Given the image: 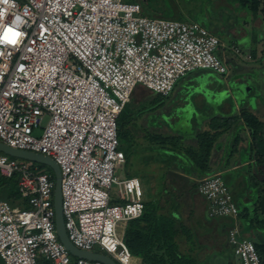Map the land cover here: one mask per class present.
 <instances>
[{
    "label": "built area",
    "instance_id": "2783aa9c",
    "mask_svg": "<svg viewBox=\"0 0 264 264\" xmlns=\"http://www.w3.org/2000/svg\"><path fill=\"white\" fill-rule=\"evenodd\" d=\"M223 48L200 24L143 16L138 3L0 0V143L58 165L64 229L76 249L143 264L124 241L128 224L143 214L144 197L137 178L114 176L125 161L118 118L137 86L167 98L195 71L227 75L217 55ZM0 175H17L29 207L0 200L4 264H102L73 257L60 242L49 174L0 153ZM113 186L118 204L111 203ZM197 193L209 219L232 221L227 241L241 264H263L240 234L239 210L222 178H202Z\"/></svg>",
    "mask_w": 264,
    "mask_h": 264
},
{
    "label": "crops",
    "instance_id": "0c3cea01",
    "mask_svg": "<svg viewBox=\"0 0 264 264\" xmlns=\"http://www.w3.org/2000/svg\"><path fill=\"white\" fill-rule=\"evenodd\" d=\"M247 20L250 22V31H245L243 27L240 31H245V36L235 39L232 36L235 41H242L248 35L252 36L253 27L260 31L264 30L262 22L255 25L260 17L255 21L251 18ZM231 30H234L235 34L240 32L236 29ZM257 37L264 41V36L258 34ZM195 72L197 74L194 78L197 80L212 74L214 78L209 77V79H213L214 82L222 81V76L211 71ZM180 80L174 89L177 88ZM190 83L185 85L186 89L181 87V90L185 91L183 99L177 101L170 99L173 91L169 97L162 99L160 103L164 104L165 109L162 113L129 111V122L126 126L130 130L128 135L130 146L126 152V164H135V167L141 169L140 174L137 175L149 179L152 195L144 199V202L152 203L155 216L168 219L173 226L171 248L169 242L164 241L165 238L169 239L168 229L160 232L145 228L140 238L134 237L133 231L127 247L135 263L145 264L143 258L149 257L152 260L162 259L164 263H172L175 261L173 259L177 258L179 264H236L232 248L227 241V232L232 226V221L227 218L209 219L206 215L207 203L197 193L198 182L214 174H218L228 186L239 213L244 211L237 220L241 236L258 246H264V226L256 224L255 216L262 222L264 217L258 211L253 212L248 204L252 198L264 192L261 190L264 186V165L255 153L249 130L236 119L229 131L217 134L214 141H211L206 159H200L197 154V152L201 153L204 147L201 139H206L219 131L217 129L219 119L236 118L240 110L245 109L254 114L264 125V112L260 109L256 112V107L250 109L249 105L243 104L244 102L241 104L235 99H230L232 102L230 105L224 104V101H219L220 99H203V93L193 94L192 97L195 99H185L192 94L189 89L193 90L198 86V84L192 86ZM148 92L138 90L136 101H144L145 96L147 98L156 96ZM133 97L134 94L131 99ZM153 100L147 99L146 104H154ZM206 100L210 102L207 103ZM189 105H191V113L182 118L181 114H184L183 111ZM164 118L171 126L182 118L190 125V129L182 132L181 129L176 130L172 126L174 129L169 130L164 127ZM160 136L167 140L168 145L161 147ZM191 151L195 152L196 156L188 154ZM135 156L139 159H134ZM187 183H192L194 186L190 184L188 186ZM136 223L134 226H137ZM144 227V223L140 222L139 228Z\"/></svg>",
    "mask_w": 264,
    "mask_h": 264
},
{
    "label": "rangeland",
    "instance_id": "374dc122",
    "mask_svg": "<svg viewBox=\"0 0 264 264\" xmlns=\"http://www.w3.org/2000/svg\"><path fill=\"white\" fill-rule=\"evenodd\" d=\"M175 1L179 5V7L182 8L181 10L183 11L185 10V6L186 9H188L189 11H192L195 8V12H197L198 18H200V15L203 14L205 11L207 12L206 13L207 15L211 16L210 11H213V13L218 14L217 16L220 15L224 16L226 20L229 17H231L230 19H234L232 17L233 15L231 11L229 12V10L227 11L225 10L223 12L224 15L221 12L222 7L227 9L232 8L233 6L232 0H175ZM121 2L136 3V0H121ZM160 6L161 5L158 2L152 3L153 9L149 8V10L152 11L151 12L152 17L150 18L160 17L159 13H157V11L160 9L159 8ZM205 7L212 10L208 11ZM247 9L249 10L248 6ZM257 16L260 17V20H258L255 25L257 26L259 22H262L264 24V0H259V8H258ZM191 22L194 21L192 20ZM241 24L244 27L245 31L247 32L250 31L251 26L249 20L246 21L243 20L241 21ZM245 31H240L239 34H235L234 30H230V33L235 39L236 37H244ZM243 39L244 40L242 41L231 42L230 43L231 45L229 46V50L227 49L228 48L227 45L224 44L225 50L217 53L219 58L223 56L222 58L225 59L228 65L227 75L221 77L224 83L222 81L214 82L213 79H209V77L214 78L212 74H207L205 75V77L202 76L201 79L197 80L196 78H194V75L197 74L195 72L185 76L184 79L180 80V82L177 85V88L173 90L170 99H175L176 101L183 99L185 96V91L184 89L181 90V87L185 88V85L191 82L190 84H192V86L195 84H198V86L195 87L193 90L189 89V92H192V94L186 96L185 99H195V97H192L193 94L203 93L202 94L203 99H220L219 101H224V104L226 103L228 105L232 104L230 99H235L237 102L241 104L244 102L243 104L249 105L250 109L256 107L257 108L256 112H258L259 109L264 112V60H260L264 55V41L263 39L256 37V42L252 43L253 41L251 35H248ZM235 49H237L240 52L239 55L237 56L239 58H237L236 55L233 54L234 52H236ZM251 52L255 55L254 60L253 58L250 59L247 58L249 56L251 57ZM138 90L148 92L146 91V89H142L141 86L136 87L135 91L133 92L134 100L129 105L130 112L140 113L146 111L151 114H158L165 111V109L163 108L164 104L160 103L163 98H158L157 96H153L151 98H145L144 101L137 102L136 100L138 97L136 95H138ZM147 99H154L153 100L155 101L154 104L152 105L146 104ZM206 101L207 103L210 102L209 100ZM150 106L152 107L151 109ZM190 109H191V105L187 106L183 111L184 114H181L182 115L181 117L184 118L185 116H188V114L191 113ZM182 118L172 126H174L176 130L181 129L183 132L189 130L190 125L186 124ZM47 121H48V117L45 116L43 118V121L41 122L40 129L34 132L35 137H39L41 135L42 129L46 126ZM163 121L165 122L164 127H167L169 130L174 129L172 128L171 124L168 123L166 118H164ZM128 132H130V130H128ZM125 140H126L125 138L122 139L121 149L124 152H127L130 143L128 137L127 140L126 141ZM262 140L264 141V135L262 136ZM134 159H139V157L135 156ZM29 164L39 165L37 163H31V162H29ZM42 171L49 175L53 174L51 169L46 166L42 167ZM140 171L141 169L135 167V164L133 163L122 164L116 169L114 176L119 180L133 178L136 176V178H138V180L140 181L143 197L144 199H146L148 198V196L152 195L151 194L152 188L150 189L151 184L149 183L148 178L142 175H137L140 174L139 173ZM110 192L112 197L111 203L118 204L119 202L117 201L116 198V188L113 186ZM0 200H4L3 196H0ZM239 203L241 204V202ZM263 223H264V219H263ZM263 243H264V239H263ZM260 254L264 258V246L260 247ZM235 261L236 264H241L240 260L237 257H235ZM0 264H4L1 259H0Z\"/></svg>",
    "mask_w": 264,
    "mask_h": 264
},
{
    "label": "trees",
    "instance_id": "16d2710c",
    "mask_svg": "<svg viewBox=\"0 0 264 264\" xmlns=\"http://www.w3.org/2000/svg\"><path fill=\"white\" fill-rule=\"evenodd\" d=\"M154 2H158L161 5L159 7L160 9L157 11V13H159V16H160L159 18L164 17V19H169V20H174V21H179V22H183V21L191 22L193 20L194 22L206 28L212 35L216 36L219 39V41L222 43L223 47L225 46L224 44H226L228 47L226 48L228 50H229V46L231 45L230 43L235 41L232 38L230 30L231 29H236V31L242 30L243 26L241 24V21L243 20L246 21L248 18H251L252 21H255L258 19L257 12L259 8V0H232L233 6L231 9H227L223 7L221 8L222 14L225 10L226 11L229 10V12L231 11L233 15L232 17L234 19H230L231 17H229L227 18V20L224 16H221V15L217 16L218 14L213 13V11H210L212 9H208L207 7L205 8L208 11H210L211 16L207 15L206 14L207 12L205 11L203 14L200 15V18H198L197 12H195V8L194 10L189 11L188 9H186V6H185V10L183 11L181 10L182 8L179 7V5L176 3L175 0H136V3H138L141 6L142 15L149 17V18L152 17V13H151L152 11H150L149 8L153 9L152 3ZM247 6L249 7V10L247 9ZM258 34H260L261 36H264V30L260 31L258 28L253 27L252 28L253 43L256 42V37L258 36ZM223 50H225V48H223ZM223 50H220V51H223ZM237 56L238 55H236V57ZM251 58H253V60L255 59V55L252 52H251ZM263 59H264V56L260 60H263ZM156 96L158 98H163L159 95H156ZM145 98H147V96H145L143 99ZM132 101L133 99L130 98L129 103L124 107L117 121V125H118L117 136H118V141H119V149L124 153V156L126 155V152H124L121 149L122 147L121 143H122L123 138H125L126 140H127V137L129 138L128 136L129 132H128L126 125L129 122L128 121L129 105L131 104ZM236 119H238L237 121L242 123L249 130L251 134V138H252V145L255 146L254 147L256 151L255 153L259 157L260 162L264 165V141L262 140L264 125L263 123L260 122V120L254 114L250 113L249 111L245 109H241L239 112V116L236 118L219 119L217 121L218 123L217 129L219 131L215 132L214 134H212L206 139H201V144L204 145V147L201 153L197 152V154H199L200 156V159L204 160L207 158L209 154V149L211 146V141L212 140L214 141L217 134H221L223 132L229 131L230 128L233 127V124L236 122ZM159 139L161 140L160 141L161 147L168 145L167 140H165L162 136H160ZM188 154L196 156L195 155L196 153L192 151ZM126 163H127V155L125 156L124 164ZM199 163L200 162H198V164ZM31 166L37 167V169L41 171H42V167H44L43 165H40V164L39 165L33 164ZM50 176L52 179H54L53 174H51ZM189 184L191 186H194L192 183H187L188 186H190ZM263 185H264V178H263ZM261 190L264 191V186L263 188H261ZM0 196H3L4 198L3 201L8 202L11 205V207H19L22 209L29 208L27 202L20 197V194L18 192L17 175H14L9 179L4 178L0 175ZM152 210H154V205L152 203L144 202V210H143V214L140 217V219H137L129 223L127 230H126V234H125V243L128 247L130 244L129 237L131 234H133V231L135 232L134 237L138 236V238H140L141 236H143L142 232L144 231V229L147 228L149 229V231L150 229H152V230H156L160 232L168 229L170 233L168 237L169 241L166 240L167 238H165L164 241L166 243L169 242L168 244H169V247L171 248L172 243H173L172 236H171V231L173 229L172 222H170L168 219L162 216H155ZM243 213L244 211L239 213V217H241ZM140 222L144 223L145 225L144 228H139ZM255 222L256 224H258V226H264V223L262 221H259L256 216H255ZM135 223L137 226H134ZM254 246H255V249L257 251V254L260 260L264 264V258L260 254L261 246H258L257 244H254ZM143 259L145 261V264H179L177 258H174L173 260L175 261L172 263H164L162 259L152 260V259H149V257H144Z\"/></svg>",
    "mask_w": 264,
    "mask_h": 264
},
{
    "label": "water",
    "instance_id": "95a60500",
    "mask_svg": "<svg viewBox=\"0 0 264 264\" xmlns=\"http://www.w3.org/2000/svg\"><path fill=\"white\" fill-rule=\"evenodd\" d=\"M0 153L18 160L37 163L51 169L54 176V184H55L53 191L55 230L60 242L73 257L83 258L89 261H96L102 264H116L108 256L98 253H88V252L80 251L76 249L68 240L64 229V221H63L62 209H61L60 170L58 165L51 158L33 152L14 149L2 143H0ZM249 204L253 212L258 209L257 210L258 213L264 217V192L261 195H257L256 197L252 198Z\"/></svg>",
    "mask_w": 264,
    "mask_h": 264
},
{
    "label": "clouds",
    "instance_id": "9594fccd",
    "mask_svg": "<svg viewBox=\"0 0 264 264\" xmlns=\"http://www.w3.org/2000/svg\"><path fill=\"white\" fill-rule=\"evenodd\" d=\"M2 2L7 3V0H2Z\"/></svg>",
    "mask_w": 264,
    "mask_h": 264
}]
</instances>
